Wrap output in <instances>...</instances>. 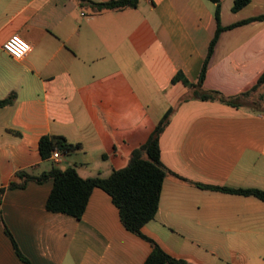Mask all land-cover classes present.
<instances>
[{"label":"crops","instance_id":"crops-1","mask_svg":"<svg viewBox=\"0 0 264 264\" xmlns=\"http://www.w3.org/2000/svg\"><path fill=\"white\" fill-rule=\"evenodd\" d=\"M234 3L222 2L224 28L264 16V0L238 12ZM216 8L209 0H139L136 9L99 12L79 0H0V101L16 95L0 108L1 212L31 264H145L152 245L125 228L104 190L93 191L79 220L47 210L53 181L8 188L23 182L19 172L41 176L54 166L108 178L171 108L160 140L170 174L144 235L192 264H264V201L198 186L264 192V112L197 100L173 83L180 73L198 82L218 29ZM14 35L32 46L21 61L3 49ZM263 74L259 21L221 33L202 89L235 97ZM44 136L80 148L55 164L40 153ZM0 264H27L1 214Z\"/></svg>","mask_w":264,"mask_h":264},{"label":"trees","instance_id":"trees-1","mask_svg":"<svg viewBox=\"0 0 264 264\" xmlns=\"http://www.w3.org/2000/svg\"><path fill=\"white\" fill-rule=\"evenodd\" d=\"M216 5V22L218 29L212 41L207 59L202 68L197 83H191L182 73L175 76L173 83L183 82V84L193 91V98L201 101H219L236 108H252L255 111L264 112V108H256L247 104V100L264 89V74L259 79L255 87L250 91L235 97H226L220 92H205L202 87L205 82L209 63L213 55L215 46L221 33L227 29L264 21V16L240 22L229 28L221 25V10L223 0H209ZM80 3L90 4L97 11L105 10L121 11L125 9H136L139 0H107L103 3H94L87 0H79ZM251 3V0H235L233 11L238 12ZM264 101V95L259 97ZM16 100L13 94L9 98L0 101V108L12 105ZM264 103V102H263ZM174 109L171 108L164 115L157 128L151 135L148 142L136 149L129 160L127 167L115 170L108 178L85 179L81 177L75 168L61 169L54 166L53 169L41 176H32L25 171L19 172L17 177L23 182L18 184L12 182L9 190L25 188L29 182L44 184L49 181L54 182L52 193L47 202V210L53 213H61L82 219L87 209L93 191L97 188L109 194L115 206L119 209L120 218L125 228L133 234L143 238L152 245V253L145 264H192L185 260L177 259L166 253L154 240L145 236L143 228L155 220L160 206L163 185L170 174L161 160L160 140L165 129L169 125ZM80 148L68 142L64 137L44 136L40 141V153L45 160H49L55 150L61 151L65 156L70 155ZM198 185V184H197ZM204 189L220 191L229 194H236L246 197H255L264 201V192L260 190H235L223 187H207L198 185ZM6 190H0V214L1 223L5 233L11 238L15 252L21 260L31 264L22 254L17 242L13 238L1 212V196Z\"/></svg>","mask_w":264,"mask_h":264},{"label":"built area","instance_id":"built-area-1","mask_svg":"<svg viewBox=\"0 0 264 264\" xmlns=\"http://www.w3.org/2000/svg\"><path fill=\"white\" fill-rule=\"evenodd\" d=\"M4 52L15 61L23 60L31 51V44L19 35H14L4 44ZM64 154L55 150L52 154V160L55 164H60L64 158Z\"/></svg>","mask_w":264,"mask_h":264},{"label":"rangeland","instance_id":"rangeland-1","mask_svg":"<svg viewBox=\"0 0 264 264\" xmlns=\"http://www.w3.org/2000/svg\"><path fill=\"white\" fill-rule=\"evenodd\" d=\"M194 97V96H193ZM260 95L257 93L253 94L249 100H247V104L256 108H262L264 106V101L261 103Z\"/></svg>","mask_w":264,"mask_h":264}]
</instances>
